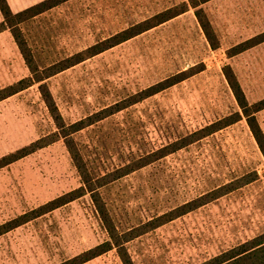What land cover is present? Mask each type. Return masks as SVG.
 <instances>
[{"label":"rangeland","instance_id":"rangeland-1","mask_svg":"<svg viewBox=\"0 0 264 264\" xmlns=\"http://www.w3.org/2000/svg\"><path fill=\"white\" fill-rule=\"evenodd\" d=\"M39 1L14 0L12 12ZM167 9L183 11L46 76L50 65ZM196 9L203 10L218 47L208 43ZM12 24L45 78L0 100V159L57 130L42 84L66 124L120 103L126 106L71 134L90 177L107 174L97 191L119 231L144 228L226 183L234 187L127 241L134 264H198L264 231V155L245 117L206 135L200 131L241 111L225 65L249 104L264 98V41L227 54L264 32V0H206L196 7L189 0H64ZM197 64L203 70L134 100ZM30 74L6 28L0 32V90ZM255 117L264 133V108ZM190 135L195 140L164 150ZM140 161L145 164L138 167ZM81 185L62 138L37 148L0 167V225ZM107 239L86 193L0 234V264H59ZM81 264L122 262L111 249Z\"/></svg>","mask_w":264,"mask_h":264},{"label":"trees","instance_id":"trees-1","mask_svg":"<svg viewBox=\"0 0 264 264\" xmlns=\"http://www.w3.org/2000/svg\"><path fill=\"white\" fill-rule=\"evenodd\" d=\"M62 1L64 0H41L31 6L22 9L21 11L13 13L9 8L7 0H0V12L3 16V20L0 21V32L5 30L6 28L10 29L11 34L31 72V74L28 77H24L18 80L15 84L9 85L7 88L0 90V100L19 90L26 88L27 86H30L35 82H40L45 78V75L43 77V75L41 76L38 73H36L37 69H35L32 65V58L26 52L27 45L24 39L19 34V28L16 25L12 24L13 21H22L26 17L34 16L35 14L40 13L43 10L50 8ZM189 1L191 2L193 7H196L198 4L206 0H189ZM182 11L172 12L171 9H167L161 13H158L157 15L153 16L152 19H147L146 21H143L127 30H124L120 33L113 35L110 39H107L104 42L87 47L83 51L77 52L63 60H60L50 65L46 69L49 72L47 73V71H45L46 72L45 74L46 76H49L53 73L62 71L65 68L70 67L82 61L85 58H88L103 51L105 48L111 47L116 43H119L135 34H138L139 32H142L154 25L164 22L165 20L173 16H176L178 13ZM195 15L210 46L213 48L218 47L217 36L215 35L203 10L196 9ZM261 41H264V32L261 33L260 35H257L251 39H248L231 47L227 51V54L229 56L238 54ZM203 68H204L203 64H197L184 71H181L165 80H162L154 85L147 87L142 91L141 94L134 97V100L137 101L139 100V98H143L155 94L156 92L166 87H169L177 82H180L188 78L189 76H192L200 72L201 70H203ZM223 74L225 75L226 81L229 87L231 88L241 111L240 112L236 111L234 113H231L219 119L218 121L210 125H207L203 129H200V131L202 132L206 131L205 135L209 134L217 129H220L231 123L236 122L242 116H244L247 125L253 135V138L257 143L259 150L264 155V133L255 117V112L264 108V98L253 104H249L245 98V95L241 89V86L236 76L234 75L229 65H225L223 67ZM40 86H41V94L43 100L48 108V111L50 112V115L52 116L55 122L57 130L54 133H52L51 136L42 137L37 141L31 143L30 145L22 147L21 149H18L16 152L10 153L2 157L0 159V167L27 155L28 153L34 151L37 148L43 147L50 142L62 138L63 141L65 142V145L69 151L72 160L75 163L77 170L81 175L82 185L72 191H69L68 193H65L61 196H58L40 205L36 209H32L29 212H25L19 215L18 217L4 224H1L0 234L32 219L35 216H38L39 214L48 212L54 208H57L65 204L66 202H69L79 196L89 193L91 200L95 206V209L102 221L104 229L108 235V239L59 264H81L111 249L116 250L122 264H134L125 246V243L127 241L135 238L142 232H146L151 228H155L157 226H160L161 224L169 222L189 211L194 210L195 208L207 203L208 201L218 198L219 196L234 189L232 183H226L221 187H218L217 189H214L213 191L207 193L206 195L199 196L195 199L187 201L161 215H158L157 217H154L151 220H148L144 224L147 225L144 228L134 227L133 229H129L126 231H119L115 226V224L113 223V220L108 212V209L101 199L100 193L97 191V187L103 184L104 181L102 180L107 174L98 177L94 180L90 177L86 169V166L84 165L81 156L75 147L74 140L71 137V134L81 130L82 128L88 126L89 124L93 123L96 120L105 118L106 116L112 114L115 111L120 110L126 105L121 106L120 103H115L112 107L102 109L100 112L96 113L95 115H90L85 118L79 119L73 123L66 124L62 116L60 115L58 108L47 86L43 84ZM127 104H129V102ZM188 137H186L185 139L183 138V141L179 143H171L168 147H165L164 150L166 151L171 146V149H169L168 152H172L175 149H179L185 146L187 143H190L193 140H195L192 139L193 135L192 136L190 135ZM49 138L51 139L49 140ZM144 164L145 163H141L140 161V163H138L137 166L140 167ZM198 264H264V231L226 250L220 251L219 253L211 256L210 258Z\"/></svg>","mask_w":264,"mask_h":264},{"label":"crops","instance_id":"crops-1","mask_svg":"<svg viewBox=\"0 0 264 264\" xmlns=\"http://www.w3.org/2000/svg\"><path fill=\"white\" fill-rule=\"evenodd\" d=\"M13 1L14 0H7V3H8V5H9V8H10V10L12 11V9H13ZM37 1H39V0H37ZM15 9H17V8H15ZM18 10V9H17ZM22 10V9H21ZM14 11V10H13ZM19 11H20V9H19ZM15 12H17L16 10H15ZM201 28V27H200ZM203 31V30H202ZM247 50V49H246ZM245 51V50H244Z\"/></svg>","mask_w":264,"mask_h":264}]
</instances>
